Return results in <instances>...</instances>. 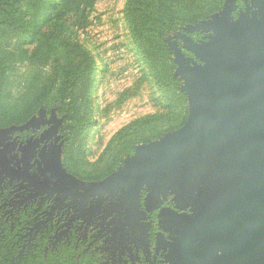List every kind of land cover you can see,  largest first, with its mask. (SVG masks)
Returning a JSON list of instances; mask_svg holds the SVG:
<instances>
[{
	"label": "rangeland",
	"instance_id": "obj_1",
	"mask_svg": "<svg viewBox=\"0 0 264 264\" xmlns=\"http://www.w3.org/2000/svg\"><path fill=\"white\" fill-rule=\"evenodd\" d=\"M226 2L0 0V127L55 123L63 170L81 183L102 181L137 146L185 124L172 45L199 62L183 39L202 43L213 33L187 28ZM250 3L236 0L232 20Z\"/></svg>",
	"mask_w": 264,
	"mask_h": 264
},
{
	"label": "water",
	"instance_id": "obj_2",
	"mask_svg": "<svg viewBox=\"0 0 264 264\" xmlns=\"http://www.w3.org/2000/svg\"><path fill=\"white\" fill-rule=\"evenodd\" d=\"M250 2L237 21L232 20L236 0H227L212 19L187 28L196 31L206 27L213 33L202 43L183 39L185 48L199 62L190 63L178 45H172L175 75L184 80L181 90L188 101L187 120L181 128L137 146L133 156L99 182L81 183L62 169L60 142L51 154V166L43 159V171L57 177L62 185L69 179L82 197L98 195L101 199L120 189L124 198L131 200H125L126 205L137 207L139 191L146 187V202L156 207L171 195L175 208H194L196 216L202 214L199 219H205V214L216 208L220 212L210 221L224 223L225 228L233 224L240 230L249 229V242L243 231L241 236L229 233L228 238L239 244L242 237L240 252L251 253L254 249L249 262L264 264V255L260 262L261 245L264 249V0ZM252 8L255 13L249 17ZM36 121L18 129L31 127ZM55 128L54 123L49 132ZM12 129L0 130V144L9 138ZM0 165L11 178V173L18 172L8 166L7 160L0 161ZM169 179L177 180L176 185H167ZM33 185L35 189L42 187ZM173 219L181 226L184 215H174ZM205 244L212 245V240H202L198 249Z\"/></svg>",
	"mask_w": 264,
	"mask_h": 264
},
{
	"label": "flooded vegetation",
	"instance_id": "obj_3",
	"mask_svg": "<svg viewBox=\"0 0 264 264\" xmlns=\"http://www.w3.org/2000/svg\"><path fill=\"white\" fill-rule=\"evenodd\" d=\"M42 123L36 121L22 130L14 125L0 127H13L9 138L0 144V161L7 160L8 166L18 171L11 173V178L0 165V240L7 239L11 247L6 263L251 264L250 254L255 250L240 252L243 238L239 244L228 238L229 233L241 236L243 231L249 242L250 230L233 224L225 228L224 223L210 221L220 212L216 208L199 219L202 214L196 216L194 208H175L171 195L158 207L147 203L146 187L139 191L137 207H129L126 201L131 200L124 198L120 189L99 199L98 195H78L69 179L62 185L57 177L43 171V159L51 166V154L60 141L55 142L54 132H49L52 125L43 127ZM28 129L35 133H28ZM43 136L47 138L40 141ZM176 182L169 179L167 185ZM33 184L42 187L35 189ZM49 188L57 190L49 192ZM174 215H184L181 226L173 223ZM204 239H211L212 245L198 249ZM260 253L262 262V245Z\"/></svg>",
	"mask_w": 264,
	"mask_h": 264
},
{
	"label": "trees",
	"instance_id": "obj_4",
	"mask_svg": "<svg viewBox=\"0 0 264 264\" xmlns=\"http://www.w3.org/2000/svg\"><path fill=\"white\" fill-rule=\"evenodd\" d=\"M13 2V1H12ZM6 4V3H5ZM6 8V6H5ZM11 8H13V5L11 4ZM7 239L3 238L2 240H0V264H6V260L5 257L8 256L9 251L11 250V247L9 246V244L6 242ZM27 260H23L21 261V264H28V262H26ZM45 261V260H44Z\"/></svg>",
	"mask_w": 264,
	"mask_h": 264
}]
</instances>
